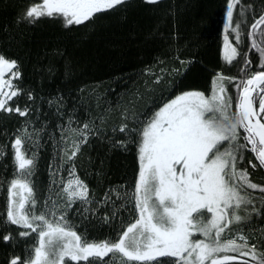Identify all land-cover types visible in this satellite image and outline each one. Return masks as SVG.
I'll return each mask as SVG.
<instances>
[{"label": "snow or ice", "instance_id": "6c2138e0", "mask_svg": "<svg viewBox=\"0 0 264 264\" xmlns=\"http://www.w3.org/2000/svg\"><path fill=\"white\" fill-rule=\"evenodd\" d=\"M144 2L157 4L160 0ZM127 3L128 0H30L17 23L35 25L44 18L59 19L65 28H71ZM238 5L241 0H227L225 32L230 29L234 33L236 45L241 43V24L246 22L241 19L233 24ZM251 8L250 4L243 5L241 16ZM247 36L249 52L259 54V70L251 71L252 61L245 52L240 74L231 77L217 73L208 94L185 91L140 120L137 127L129 128L125 122L113 129L139 134L137 179L130 196L127 191L112 188L100 201L107 203L115 196L122 201L120 206L127 208V197L136 213L133 222L114 240L89 241L69 221L68 212L77 202L92 203L89 188L76 175L74 164L69 179L61 178L64 186L56 194L60 202L50 195L38 207L31 180L35 161L26 155L24 147L28 127L17 129L11 143L15 172L7 182L4 222L22 229L17 234L19 238L35 233L36 243L23 255H10L7 264H111L117 256L119 264H264V251L244 234L264 227H253V215L258 224L264 211L256 207L248 191L264 193V185L252 182L248 167H238L245 161L244 153L251 152L258 164L251 159L247 164L253 170L264 169V13L253 17ZM240 55L238 47L225 35L223 59L231 65ZM20 79L18 62L0 53V113L30 115L31 104L21 106L15 102L22 95L28 101L34 100L31 91L25 92L16 83ZM161 80L156 76L153 83ZM225 81L233 85L231 93ZM121 115L125 121L130 119L126 113ZM68 120L74 122L72 116ZM93 125L94 122L84 123L74 130L80 139L72 142L70 154L65 151L68 161L76 158L89 135L100 134ZM127 143L118 139L113 147H126ZM56 175L58 172L53 171V177ZM260 199L264 207V197ZM241 211L245 214L241 215ZM104 219L107 222L109 217ZM14 239L11 232L0 236V242L8 245Z\"/></svg>", "mask_w": 264, "mask_h": 264}, {"label": "trees", "instance_id": "16d2710c", "mask_svg": "<svg viewBox=\"0 0 264 264\" xmlns=\"http://www.w3.org/2000/svg\"><path fill=\"white\" fill-rule=\"evenodd\" d=\"M29 2L0 0V53L18 62L21 79L16 83L34 95L33 101H28L26 95L15 101L21 106L31 104L28 117L0 113V236L11 232L15 238L12 245L0 242V264H7L12 254L23 255L26 248L31 249L36 243L35 233L19 238L17 234L22 229L4 222L7 182L15 172L11 143L17 129L28 127L24 147L26 155L35 161L31 180L38 207L50 195L60 202L56 194L64 186L61 178L68 179L74 164L76 175L89 188L92 203L77 202L68 212V219L78 234L89 241H111L133 222L136 213L127 197V208L120 206L122 201L115 196L107 203L100 201L112 188L127 191L130 196L137 179L139 142L138 132L120 133L113 129L125 122L129 128L137 127L140 120L185 91L208 94L217 73L231 77L240 74L245 52L252 61L251 71L259 70V54L255 50L249 52L247 32L253 17L264 13V0H241L238 5L237 21L246 22L241 24L239 45L235 35L229 37L241 52L231 65L221 53L227 0H160L157 4L128 0L118 9L98 13L92 21L71 28H65L59 19L44 18L35 25L17 23ZM249 4L252 8L245 9L241 16V7ZM234 20L233 24L237 22ZM177 56L185 63L181 64ZM174 68L179 73L173 72ZM156 76L162 77L159 84L153 83ZM225 83L231 93L233 85ZM122 113L130 119L125 121ZM69 116L74 122H69ZM93 122L100 134L89 135L76 158L68 161L65 151L70 154L72 142L80 139L74 130ZM118 139L128 140L126 147H113ZM246 162L238 167H248L251 180L264 185L261 172L250 169ZM53 171L58 175L53 177ZM248 191L256 207L264 211L262 193ZM105 216L109 217L107 222ZM256 226H264V218L257 224L253 215V227ZM244 234L264 251V227ZM119 261L117 256L111 264Z\"/></svg>", "mask_w": 264, "mask_h": 264}, {"label": "rangeland", "instance_id": "374dc122", "mask_svg": "<svg viewBox=\"0 0 264 264\" xmlns=\"http://www.w3.org/2000/svg\"><path fill=\"white\" fill-rule=\"evenodd\" d=\"M238 7V6H237ZM237 18H238V16H236V12L234 13V19L237 21ZM233 19V20H234ZM234 20V21H235ZM236 23V22H235ZM235 23H234V25H235ZM225 25H226V11H225V17H224V22H223V35H222V50H221V53H222V58H223V56H224V36L225 35H228L229 37L231 36V35H234V33H232V31L229 29L227 32H225ZM230 40V39H229ZM231 42V41H230ZM232 43V42H231ZM174 98V97H173ZM68 179H69V177H68ZM67 179V180H68ZM199 238V237H198Z\"/></svg>", "mask_w": 264, "mask_h": 264}, {"label": "flooded vegetation", "instance_id": "af4514ba", "mask_svg": "<svg viewBox=\"0 0 264 264\" xmlns=\"http://www.w3.org/2000/svg\"><path fill=\"white\" fill-rule=\"evenodd\" d=\"M241 135H243V133H241ZM248 159H251L252 161H253V163H257L258 164V162L255 160V157L252 155V153L251 152H245V160L246 161H248ZM246 164H247V162H246ZM250 167V166H249ZM250 169H252L251 167H250ZM257 169L261 172V174H262V178H264L263 176H264V169H261V168H259V167H257ZM253 170V169H252ZM253 182V181H252ZM262 195L264 196V193H262Z\"/></svg>", "mask_w": 264, "mask_h": 264}]
</instances>
